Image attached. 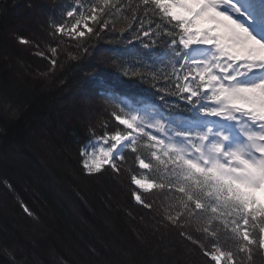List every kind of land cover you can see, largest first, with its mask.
Returning a JSON list of instances; mask_svg holds the SVG:
<instances>
[{
	"label": "snow or ice",
	"instance_id": "1",
	"mask_svg": "<svg viewBox=\"0 0 264 264\" xmlns=\"http://www.w3.org/2000/svg\"><path fill=\"white\" fill-rule=\"evenodd\" d=\"M61 17L49 29L50 55L37 52L50 72L61 55L76 60L102 34L133 46L130 60L109 49V60L87 74L104 88L102 112L111 105L118 125L89 127L83 172L123 175L130 150L145 170L131 176V196L148 210L151 235L179 238L165 252L192 264H264V0H72ZM106 63L151 88L161 105L125 103L105 85ZM149 264H162L158 249Z\"/></svg>",
	"mask_w": 264,
	"mask_h": 264
},
{
	"label": "trees",
	"instance_id": "2",
	"mask_svg": "<svg viewBox=\"0 0 264 264\" xmlns=\"http://www.w3.org/2000/svg\"><path fill=\"white\" fill-rule=\"evenodd\" d=\"M71 3L0 0V264H149L157 249L162 264H192L179 252L164 251V246L180 247L178 237L161 241L151 235L148 210L131 196V176L145 171L134 153L125 151L128 171L120 176L89 177L81 168L80 149L89 127L98 128L102 121L118 125L111 105L102 112L104 88L87 74L109 60V49L124 59L134 54L126 41L102 34L76 60L61 55L50 72V60L37 52L50 55L55 42L49 29ZM130 20L120 18L118 28ZM156 51L163 54L162 48ZM99 71L125 103L145 110L161 105L151 88L127 80L115 66L106 63ZM5 99L16 115L5 113Z\"/></svg>",
	"mask_w": 264,
	"mask_h": 264
},
{
	"label": "rangeland",
	"instance_id": "3",
	"mask_svg": "<svg viewBox=\"0 0 264 264\" xmlns=\"http://www.w3.org/2000/svg\"><path fill=\"white\" fill-rule=\"evenodd\" d=\"M155 134V133H154Z\"/></svg>",
	"mask_w": 264,
	"mask_h": 264
}]
</instances>
